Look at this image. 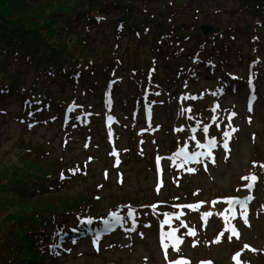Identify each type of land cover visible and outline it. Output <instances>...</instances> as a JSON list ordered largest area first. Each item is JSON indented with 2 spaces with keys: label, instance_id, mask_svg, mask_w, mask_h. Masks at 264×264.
Returning <instances> with one entry per match:
<instances>
[{
  "label": "rangeland",
  "instance_id": "374dc122",
  "mask_svg": "<svg viewBox=\"0 0 264 264\" xmlns=\"http://www.w3.org/2000/svg\"><path fill=\"white\" fill-rule=\"evenodd\" d=\"M199 1L204 8L195 12L192 27L181 22L188 17L187 9L178 10L179 35L174 44L165 40L162 50L151 29L120 27L116 52L122 62L109 79L102 72V78L88 81L48 80L53 91L70 98L61 110L54 105L28 118L21 98L8 93L0 98V167L26 164L57 172L63 165L72 166L53 182L59 189L47 187L30 199L45 205L61 203L68 196L85 198L89 205L88 213L63 219V228H70L73 238L61 234V253L54 252L38 264H170L182 258L190 264H237L233 259L237 253L240 264H264V26L249 29L252 17L241 7L242 0ZM121 10L104 6L103 15L89 25L99 64L113 48L110 21L120 19ZM120 23L125 26L127 20ZM204 25L221 30L225 44L224 52L207 53L211 64L184 50ZM132 65L139 67L140 74L149 66L140 95L141 85L130 78ZM35 76L24 74L28 82ZM191 96L201 98L185 99ZM189 108L196 112L195 120L187 111L181 114ZM233 112L236 115L229 122ZM229 123L237 131L228 141L230 151H225L223 133L231 130ZM204 126L209 128L207 134ZM212 137L217 142L212 149L214 163L208 156H199L197 162L181 153V149L188 154L208 151L200 145ZM21 140L39 151L22 158ZM190 168L196 171L189 172ZM251 174L258 179L249 188L250 181L242 177ZM247 197L252 198L245 224L240 205L230 199ZM167 200L176 207L161 220L158 210L172 207ZM163 202L167 203L162 207ZM190 204H199L204 211L197 214L198 208L178 207ZM206 212L210 215L205 217ZM84 215L92 222L77 225ZM233 226L238 236L232 233ZM173 229L182 239L179 251L164 237ZM47 230L52 233L51 225Z\"/></svg>",
  "mask_w": 264,
  "mask_h": 264
},
{
  "label": "trees",
  "instance_id": "16d2710c",
  "mask_svg": "<svg viewBox=\"0 0 264 264\" xmlns=\"http://www.w3.org/2000/svg\"><path fill=\"white\" fill-rule=\"evenodd\" d=\"M191 1L0 0V98L5 93L16 99L21 98L27 105L24 111L28 114V118L54 105L61 110L70 102V98H64L61 93L58 95V92L53 91L47 85L48 80L58 81L60 84H63L64 80L73 82L81 78L88 81L90 78H102L100 76L102 72L105 77L108 75L105 79H109L112 72L119 67V62H122L116 52L120 27L151 29L153 39L159 41L157 42L159 50H162V43L165 40L174 44L173 40L179 35L177 29L182 24L192 27L197 20L195 16L198 13L195 12H200L204 8L203 2L194 0L195 4H192ZM104 6L115 7L117 10L120 7L122 9L120 17H125L127 24L121 25L119 19L110 21L114 25L112 32L114 45L113 48H108L103 63L99 64L93 56V50H97L93 40L96 38L88 29L90 24L96 23V20L103 15ZM241 7L252 17L249 29H255L258 25L264 26L263 0H242ZM180 9H184V12L187 9V14L189 13L188 17L184 16L181 19V25L177 19ZM151 21L154 23L153 28L148 26ZM110 22L106 27H110ZM103 26L105 25H100ZM110 34L107 37H110ZM191 37L190 44L186 42L184 50L199 61H209L211 64L212 60L208 58L207 53H221L225 50L221 30L215 35L208 36L201 29ZM204 54L207 55L206 58ZM250 60L254 58L251 57ZM220 65L224 68L225 62L222 61ZM132 67L134 73L130 78L133 83L137 82L141 85L137 92L140 95L143 92L142 88L147 85L143 75H149L147 70L149 66L144 68L142 75L139 73V67L135 65ZM138 73L141 75L139 79L136 77ZM24 74L36 76L28 82ZM42 75H44L43 81ZM40 103H44L45 106H41ZM19 143L21 147L18 146L23 153L22 158L31 154L28 152L39 151L28 144L23 145L22 140ZM40 154H43L42 150ZM71 167L63 165L57 172L52 171L51 168L33 169L26 164L0 167L2 206L0 264L46 262L48 255L54 253L49 248L46 238L50 235L55 236L63 219H70L71 216L82 211L89 212L85 198L72 200L67 196L66 200L65 198L60 200L63 204L56 202L45 205L40 199H30L33 195L42 194L47 187L59 189L60 186L53 182L56 178L60 180V174ZM76 168L75 165L73 170ZM38 197L37 195L35 199ZM168 204L173 206L175 202L170 201ZM44 206L48 209L43 208ZM49 225L52 233L47 230Z\"/></svg>",
  "mask_w": 264,
  "mask_h": 264
},
{
  "label": "snow or ice",
  "instance_id": "6c2138e0",
  "mask_svg": "<svg viewBox=\"0 0 264 264\" xmlns=\"http://www.w3.org/2000/svg\"><path fill=\"white\" fill-rule=\"evenodd\" d=\"M199 98H201V97H196V96L185 97V99H192V100L199 99ZM215 107L216 108H219V105L217 104ZM185 111H191V109L190 108L189 109H184V110H182L181 114H183V112H185ZM235 115H236V113H234V112L230 114V116L228 117L229 122L231 121V118L233 116H235ZM109 119H112V118L110 117ZM228 127L231 130L230 131H225L223 133V136H224L223 148L225 149V151H230L228 141L231 139L232 133H234L235 131H237V129L234 128V127H232L230 123H229ZM178 131H182V129H178ZM193 131H195V129H193ZM208 131H209L208 126H204L203 132L205 134H207ZM200 146L201 147H204V148H207L208 151L203 152V153H192V154H188V153L185 152L184 149H181V153L184 154L186 156V158H190L192 160H197V162H199L198 161V157L199 156H202V155L203 156H208L209 158L212 159V161L214 163L215 162V158H214V155L212 153V149L217 146L216 138L215 137H212V138L208 139L207 144H202ZM188 171L189 172H195L196 169L190 168V169H188ZM61 178H63V175H62ZM242 179L250 181V183L248 185H246V186L249 187V188H251V187L254 186L255 182L258 179V177L255 174H251L250 176L242 177ZM251 198L252 197H247V198H245L243 200L238 199V198H231L230 199V203L234 201L235 203H237V204L240 205V207L242 209V211H241L240 214H241V216H242L245 224L248 223V220H247V206H248V201ZM178 207H187V208H189L191 210H195V209H197L199 207V204H190V205L178 206ZM128 214L130 216L133 215V213L131 211ZM208 215H210V213H207V212L204 213V216L205 217L208 216ZM112 216H113V218L117 222L121 220V216L118 215L115 212L112 213ZM86 220H87V223H91L92 222V219L91 218H86ZM84 222H85L84 220H81V223H84ZM168 222H169L168 220H165L164 221V223H168ZM133 223H135V220H133ZM73 230L75 231V229H73ZM132 230L134 231L135 229L133 228ZM231 231H232L233 234H236L238 236V231H237V229L234 226L231 228ZM191 234L194 235L195 234L194 231ZM141 235H143V234H141ZM164 237H165V239L172 241V246H173L174 251H179V245H180V243H182V239L176 235V229H173L171 232L165 233L164 234ZM218 240H219V238H218ZM218 240H217V242H218ZM164 247H165V251L167 252L168 245L167 244H164ZM244 247L245 248H249L250 246L249 245H245ZM251 250L252 251H255V249H251ZM238 257H239V253H237L233 257V259L237 260V264H240V261H239ZM170 264H190V262L188 260L182 258V259H179V260H176V261H170ZM208 264H210V262H208Z\"/></svg>",
  "mask_w": 264,
  "mask_h": 264
},
{
  "label": "water",
  "instance_id": "95a60500",
  "mask_svg": "<svg viewBox=\"0 0 264 264\" xmlns=\"http://www.w3.org/2000/svg\"><path fill=\"white\" fill-rule=\"evenodd\" d=\"M120 20L121 21H125V18H121ZM202 28H203L204 33L206 35H210V34H212L215 31V27L214 26H211V25H207V26L204 25V26H202Z\"/></svg>",
  "mask_w": 264,
  "mask_h": 264
}]
</instances>
